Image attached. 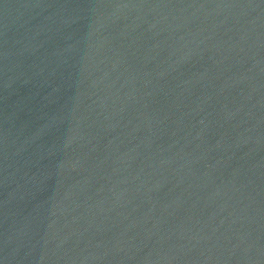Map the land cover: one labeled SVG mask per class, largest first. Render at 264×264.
<instances>
[{
  "label": "water",
  "instance_id": "95a60500",
  "mask_svg": "<svg viewBox=\"0 0 264 264\" xmlns=\"http://www.w3.org/2000/svg\"><path fill=\"white\" fill-rule=\"evenodd\" d=\"M0 264H264V0H0Z\"/></svg>",
  "mask_w": 264,
  "mask_h": 264
}]
</instances>
